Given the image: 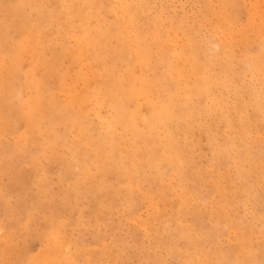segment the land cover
Here are the masks:
<instances>
[{
	"label": "rangeland",
	"instance_id": "1",
	"mask_svg": "<svg viewBox=\"0 0 264 264\" xmlns=\"http://www.w3.org/2000/svg\"><path fill=\"white\" fill-rule=\"evenodd\" d=\"M24 1L0 0V264H264V0H140V3L139 0H134L137 6L135 2L126 0L123 2L125 8L120 7L116 0ZM56 1H59L58 5ZM62 1H65L64 6ZM82 2L84 5L81 7L79 4ZM114 5L117 7H113ZM117 8L122 10L116 11ZM131 11L136 21L135 23L133 19L134 27L148 35L157 28L159 33L161 30L162 35H158L160 38L164 36L161 41L169 51L167 54V48H164L156 56L152 55L147 62L144 60L149 66L147 77L157 80L160 85L153 101L164 103L172 90L167 72L169 70L166 69L169 63L171 66L179 64L180 77L191 86L193 75L192 70L191 74L189 70L192 69V62L198 70V62L201 60L199 63L203 66H199L200 73L203 76L207 74V79L212 78L209 82L204 77L206 93H200L189 101V108L192 109L188 108L191 123L186 124L173 117L167 126L169 137L165 135L162 126L150 129L142 123L141 118L148 113L146 103L139 106L141 116L137 123L140 134L134 136L123 131L115 122L112 123L122 119L123 114L112 111L114 108L109 95L104 97L101 90L98 101L93 96L95 75L102 77L103 67L109 68L115 64V40L111 36L116 33L118 23L128 21L126 17ZM83 14H87V18ZM229 16L233 18H228ZM259 16L261 18L257 19ZM65 22L68 24L64 25ZM170 25L177 27V30L172 29L177 35L169 31ZM60 26L62 30L59 29ZM84 27H91L97 33L109 36L108 40L112 45L109 44L104 51L103 62L95 60L89 49L81 51L76 39L81 37ZM70 32L73 34L69 35ZM152 37L154 36L147 40L149 45ZM224 45L226 50L223 49ZM11 50L13 51L10 52ZM126 52L128 51L124 52L120 63L122 66L117 65L113 72L114 78L118 75L123 77L125 69H130L131 73L134 71L135 75L142 72L141 63H138L140 66L135 64L133 53ZM57 54L60 56L57 57ZM260 54L262 57L257 56ZM164 60H169L168 64ZM196 62L198 65H195ZM255 62H259L260 72H253ZM90 70L95 74L93 77ZM121 71L122 74L119 73ZM179 100L181 110H185L183 100ZM96 102L99 103L98 106L95 105ZM126 106L128 110H132L133 105ZM71 115L78 118H73L74 125L69 129L64 120ZM111 124V128L116 126L114 132L107 130ZM244 129L246 132L243 134ZM111 135L112 159L104 154L101 156L95 149L104 145ZM48 142H51V153L41 154L39 148ZM180 149L184 153L181 151L180 154ZM133 151L137 157L130 161ZM172 151H175V156ZM95 153H98L96 158ZM151 158L152 164L149 163ZM120 165L131 169L125 170ZM9 255L13 257L11 260Z\"/></svg>",
	"mask_w": 264,
	"mask_h": 264
},
{
	"label": "bare ground",
	"instance_id": "2",
	"mask_svg": "<svg viewBox=\"0 0 264 264\" xmlns=\"http://www.w3.org/2000/svg\"><path fill=\"white\" fill-rule=\"evenodd\" d=\"M18 1V0H17ZM24 1V0H23ZM29 1V0H28ZM44 1V0H43ZM53 1V0H52ZM55 1V0H54ZM53 1V2H54ZM65 1H68V0H65ZM65 1H62V4H63V6L65 5L64 4V2ZM70 1V0H69ZM68 1V2H69ZM81 1H83V0H81ZM80 1V2H81ZM124 1H126V0H116V3L120 6V7H122V8H125L124 7ZM129 2H135L134 0H128ZM137 1V0H136ZM21 2V1H20ZM24 2H27V1H24ZM59 3V1H56V4L58 5V3ZM114 2V1H113ZM259 2V1H258ZM15 3V2H14ZM22 3V2H21ZM29 3V2H28ZM83 3V4H82ZM82 3H80L79 5L82 7L83 5H84V2H82ZM139 3H140V0H139ZM142 3V2H141ZM261 3V2H260ZM30 4H32V3H30ZM44 4V3H43ZM54 4V3H53ZM55 4V5H56ZM73 4V3H72ZM82 4V5H81ZM116 4V5H117ZM127 4V3H126ZM125 4V6H126V8H127V6H128V4L126 5ZM13 5V7H15L14 6V4H12ZM25 5H26V3H25ZM60 5V4H59ZM77 5V4H76ZM79 5H78V7H79ZM86 5V4H85ZM116 5H114L113 7H115ZM255 5V4H254ZM257 5V4H256ZM255 5V6H256ZM262 5H264V4H262ZM67 6V5H66ZM73 6H74V4H73ZM132 6H133V3H132ZM132 6H131V8H132ZM135 6H137V4H136V2H135ZM140 6V5H139ZM221 6H223L222 4H221ZM259 6V5H258ZM11 7L12 6H10V9H11ZM76 7V6H75ZM117 7V6H116ZM251 7H253V6H251ZM262 7V6H261ZM36 8V7H35ZM39 8V7H38ZM69 8V7H68ZM77 8V7H76ZM86 8H88V6H86ZM94 8V7H93ZM122 8H120L121 10H122ZM209 8V7H208ZM255 8V7H254ZM260 8V7H259ZM9 9V8H8ZM13 9V8H12ZM37 9V8H36ZM67 9V8H66ZM70 9V8H69ZM68 9V10H69ZM73 9H74V7H73ZM78 9V8H77ZM76 9V10H77ZM120 9H116V11L117 10H120ZM130 9V8H129ZM133 9V8H132ZM142 9V8H141ZM226 9V8H225ZM256 9V8H255ZM261 9V8H260ZM57 10H59V8L57 9ZM61 10V9H60ZM72 10V9H71ZM82 10V9H81ZM120 10V11H121ZM161 10V9H160ZM211 10V9H210ZM215 10H217V9H215ZM221 10V9H220ZM73 11V10H72ZM78 11V13H79V11L80 10H77ZM76 11V12H77ZM84 11V10H83ZM82 11V12H83ZM86 11V10H85ZM128 11V10H127ZM133 11V10H132ZM132 11L130 12L131 14L130 15H128V17H126L127 19H128V21L127 22H125V20L124 21H122V22H120V23H118V26H117V31H116V33L114 34H112V36H111V38L113 39V40H115V42L113 41V43H115V50H116V52H115V64H111L110 63V65H112L111 67H109V68H106V67H103V75H102V77L101 76H98V75H95L94 74V72H92L93 70H94V68H93V70H90L91 72H90V74L92 75V77L95 75V77H96V83H94L95 84V87L92 85L93 84V82H92V86L95 88L94 89V92H93V96L97 99V101H98V97H99V95L101 94V90H102V94H103V96L105 97L106 95H109V97H110V99H109V101H110V103H111V105H112V107L114 108L112 111H116L117 113L119 112V113H122L123 114V118L122 119H119V120H115V121H112V123L113 122H115V124H117L118 126H120L121 127V129L123 130V131H127L128 133H132L134 136H136V135H139L140 134V128H139V125H138V120H139V118H140V116L141 115H139V106L143 103H146L147 104V106H148V113L144 116V117H142L141 118V121H142V123L145 125V126H147V127H149L150 129H156V128H158V127H163L164 128V130H165V135L167 136V137H169V130H167V126L170 124V122H171V120H172V118L173 117H175V119H177L178 121H183V123H186V124H188L189 122H190V120H191V118H190V111H188V108H189V101L192 99V97H194L195 98V96H198L200 93H206V89H207V85H206V81L205 80H209V82H210V80L212 79H207V77H205V76H203V73H200V71H201V69L199 70V66H201L200 65V63L198 62V64H197V62H196V64L195 65H198L197 67H198V70H197V68H196V66H194V65H192L193 64V62H192V60H191V62H192V64H190L191 65V67H192V69H190L189 70V72L192 70V75H193V78L191 77V80H192V86L190 85V84H188V83H184V80L180 77V67H179V64H177V65H173V66H171V64L169 63H167V61L169 62V60H164V61H166V63L168 64V67H167V64H166V66H165V68L167 69V70H169V71H167L168 73H169V78H170V80H171V88H172V90L169 92V95H168V98L166 99V101L164 102V103H161V101H159V100H157V101H153V98H154V96H155V94L157 93V91H158V88L160 87V85H159V83L157 82V80H154V79H149L148 77H147V75H146V72H148L147 70L149 69V66H147L146 65V62L150 59V57L153 55L154 56V54H155V56H156V54L157 53H159V51L161 52L162 50H164V48L165 47H163V45L165 46V44H162V41H161V39L164 37H162V38H160V36L158 35V31H159V29L157 28V27H155V28H157L156 30H154V32L151 34V35H148V34H146V32L144 33V31H138L134 26H135V24L133 23L134 21H135V19L133 18V14L134 13H132ZM226 11V10H225ZM262 11H264V10H262ZM14 12V11H13ZM45 12H47V11H45ZM59 12V11H58ZM65 12V11H64ZM69 12V11H68ZM71 12V11H70ZM75 12V13H76ZM102 12V11H101ZM123 12V11H122ZM60 13L61 12H59V15H60ZM63 13V12H62ZM67 13V12H66ZM78 13H76V14H78ZM80 13H81V11H80ZM95 13V12H94ZM117 13V12H116ZM119 13V12H118ZM117 13V14H118ZM125 13V12H124ZM137 13H139V12H137ZM207 13V12H206ZM210 13H211V11H210ZM222 13H223V11H222ZM225 13V12H224ZM228 13V12H227ZM262 13V12H261ZM72 14H73V12H72ZM71 14V15H72ZM75 14V15H76ZM117 14H115L116 16H117ZM122 14V13H121ZM129 14V13H128ZM140 14V13H139ZM257 14H258V11H257ZM66 15V14H65ZM79 15V14H78ZM84 15V18H87V14H83ZM90 15V14H89ZM119 15V14H118ZM123 15V14H122ZM137 15V14H136ZM158 15V14H157ZM201 15V14H200ZM214 15H215V13H214ZM259 15V14H258ZM261 15V14H260ZM262 15H264V14H262ZM55 16V15H54ZM61 16V15H60ZM63 16V15H62ZM121 16V15H120ZM219 16V15H218ZM222 16V15H221ZM225 16V15H224ZM1 17V16H0ZM51 17V16H50ZM93 17V16H92ZM122 17V16H121ZM125 17V16H124ZM138 17V16H137ZM144 17V16H143ZM211 17V16H210ZM208 18V19H211V18ZM69 18V17H68ZM84 18L82 19V21L84 20ZM118 18V17H117ZM215 18H216V16H215ZM226 18V17H225ZM228 18H233V17H228ZM261 18V16H259V18H257V19H260ZM75 19H76V17H75ZM74 19V20H75ZM77 19H79V17L77 18ZM96 20V18H93V20ZM126 19V20H127ZM133 19H134V21H133ZM176 19V18H175ZM207 19V20H208ZM217 19V18H216ZM222 19V18H221ZM69 20H71V19H69ZM122 20V19H121ZM137 20V19H136ZM158 20H159V17H158ZM181 20V19H180ZM212 20V19H211ZM210 20V21H211ZM215 20V19H214ZM233 20V19H232ZM79 21H80V19H79ZM81 21V22H82ZM90 21V20H89ZM88 21V22H89ZM103 21V20H102ZM101 21V22H102ZM163 21H164V19H163ZM173 21V20H172ZM203 21H205V19L203 20ZM209 21V20H208ZM220 21H222V20H220ZM231 21V20H230ZM254 21V20H253ZM72 22V21H71ZM70 22V23H71ZM118 22V21H117ZM158 22V21H157ZM176 22H178V21H176ZM214 22V21H213ZM229 22V21H228ZM232 22V21H231ZM234 22V21H233ZM251 22V21H250ZM261 22V21H260ZM46 23V22H45ZM86 23V22H85ZM115 23V22H114ZM113 23V24H114ZM135 23H136V21H135ZM210 23V22H209ZM226 23V22H225ZM66 24H68V22H65L64 23V25H66ZM76 24V23H75ZM88 24V23H87ZM97 24V23H96ZM96 24H94V25H96ZM112 24V23H111ZM158 24V23H157ZM220 24H222V23H220ZM248 24V23H247ZM259 24V23H258ZM85 25V24H84ZM83 25V26H84ZM116 25V24H115ZM163 25V24H162ZM171 25H173V24H171ZM170 25V26H171ZM211 25V24H210ZM217 25V24H216ZM227 25V24H226ZM251 25V24H250ZM262 25H264V24H262ZM62 26V25H61ZM61 26H60V30H62L61 29ZM82 26V25H81ZM159 26V25H158ZM164 26V25H163ZM174 26H176V24L174 25ZM221 26V25H220ZM228 26V25H227ZM231 26V25H230ZM252 26V25H251ZM257 26V25H256ZM32 27V26H31ZM67 27H69L68 25H67ZM67 27H64V28H66L67 29V31H68V28ZM232 27V26H231ZM250 27V26H249ZM248 27V28H249ZM63 28V27H62ZM85 28V27H84ZM114 27H112V29H113ZM175 30H177L175 27H172L171 26V30H169V31H172V32H174V34H176L175 33V31H173L174 29ZM181 28V27H180ZM179 28V29H180ZM221 28H222V26H221ZM230 28V27H229ZM245 28V27H244ZM259 28V27H258ZM257 28V29H258ZM260 28H262V27H260ZM58 29V30H59ZM80 29H82V28H80ZM98 29V28H97ZM96 29V30H97ZM108 29L110 30V26L108 27ZM111 29V30H112ZM164 29H166V26H165V28ZM170 29V28H169ZM173 29V30H172ZM186 29V28H185ZM251 29V28H250ZM25 30V29H24ZM114 30H116V28L114 29ZM139 30H140V28H139ZM184 30V29H183ZM229 30H231V29H229ZM256 30V29H255ZM65 31V30H64ZM232 31V30H231ZM236 31V30H235ZM258 31V30H257ZM256 31V32H257ZM35 32H37L36 30H35ZM72 32V31H71ZM70 32V34L69 35H71V34H73V33H71ZM80 32V31H79ZM98 31H95L94 29H92L91 27H86L85 29H83L82 30V32H81V37L79 38V39H76L77 40V42L79 43V46H80V48H81V51H84V50H90L91 51V55H92V57L95 59V60H98V61H100L101 62V60H102V62L104 61L103 60V54L104 53H106V52H104L106 49H107V47H108V45L109 44H111V42L108 40L109 39V36H107V35H105L104 33L103 34H99V33H97ZM100 32V31H99ZM111 32V31H110ZM151 32V31H150ZM172 32L170 33V34H172ZM178 32V31H177ZM217 32V31H216ZM26 33H27V31H26ZM48 33V32H47ZM162 32H161V30H160V35H162L161 34ZM169 33V32H168ZM180 33V32H179ZM251 33H253V32H251ZM250 33V34H251ZM262 33H264V32H262ZM61 34H63V33H61ZM109 34V33H108ZM233 34V33H232ZM232 34H230V35H232ZM235 34V33H234ZM233 34V35H234ZM258 34H260V33H258ZM43 35V34H42ZM50 35H52V34H50ZM63 35H65V34H63ZM62 35V36H63ZM76 35V34H75ZM78 35V34H77ZM169 35V34H168ZM167 35V36H168ZM173 35V34H172ZM177 35V34H176ZM176 35H174L175 37H176ZM228 35V34H227ZM232 35V36H233ZM244 35V34H243ZM8 36V35H7ZM27 36H28V34H27ZM34 36V35H33ZM44 36L45 35H43L42 37L44 38ZM49 36V35H48ZM79 36V35H78ZM151 36H154V37H152V39H151V45H149L148 43H147V40H148V38L149 37H151ZM174 36L172 37V39L174 38ZM185 35H183V38H185L184 37ZM253 36V35H252ZM254 36H255V34H254ZM22 36H20V38H21ZM30 37H31V35H30ZM29 37V38H30ZM39 37H41V36H39ZM38 37V38H39ZM41 37V38H42ZM56 37V36H55ZM69 37V36H68ZM73 37V36H72ZM179 37V36H178ZM26 38V37H25ZM35 38V37H34ZM36 38H37V36H36ZM165 38H166V36H165ZM187 38V37H186ZM242 38H243V36H242ZM246 38V37H245ZM261 38V37H260ZM40 39V38H39ZM48 39V38H47ZM63 39H64V37H63ZM187 39H189V38H187ZM191 39V38H190ZM247 39V38H246ZM245 39V40H246ZM249 39H251V38H249ZM19 40V39H18ZM32 40V39H31ZM44 40H46L45 38H44ZM165 40V39H164ZM168 40V39H167ZM174 40V39H173ZM179 40V39H178ZM184 40V39H183ZM235 40V39H234ZM254 40V39H253ZM17 41V40H16ZM38 41V40H37ZM40 41V40H39ZM43 41V40H42ZM74 41H75V38H74ZM166 41V40H165ZM169 41H170V39H169ZM186 41V40H185ZM188 41V40H187ZM231 41V40H230ZM233 41V40H232ZM231 41V42H232ZM236 41H237V39H236ZM250 41V40H249ZM248 41V42H249ZM262 41H264V40H262ZM22 42V41H21ZM31 41H29V43H30ZM35 42V41H34ZM44 42V41H43ZM108 42H110V43H108ZM180 42H182V40H180ZM230 42V43H231ZM256 42V41H255ZM258 42V41H257ZM14 43V42H13ZM27 43V42H26ZM36 43V42H35ZM69 43V42H68ZM108 43V44H107ZM164 43V42H163ZM165 43H167V42H165ZM171 43V42H170ZM233 43V42H232ZM246 43V42H245ZM252 43V42H251ZM39 44V43H38ZM49 44V43H48ZM175 44V43H174ZM182 44H183V42H182ZM185 44V43H184ZM192 44V43H191ZM226 44H228V43H226ZM260 44H261V42H260ZM18 45V44H17ZM16 45V46H17ZM21 45V44H20ZM26 45V44H25ZM24 45V46H25ZM67 45V44H66ZM112 45V44H111ZM232 45V44H231ZM12 46H13V44H12ZM31 46V45H30ZM169 46H170V44H169ZM176 46V45H175ZM174 46V47H175ZM182 46V45H181ZM187 46V45H186ZM194 46V45H193ZM17 47H19V46H17ZM36 46L34 45V47L33 48H35ZM172 48H173V44H172V46H171ZM177 47V46H176ZM185 47V46H184ZM224 47H225V45H224ZM223 47V49L224 50H226L227 49V47H225L224 48ZM246 46H244V48H245ZM248 47V46H247ZM13 48V47H12ZM15 48V47H14ZM27 48H29V46L27 47ZM32 48V49H33ZM166 48H167V51H168V47H167V45H166ZM165 48V49H166ZM170 48V47H169ZM171 48V49H172ZM178 48H180V47H178ZM185 48H187V47H185ZM189 48V47H188ZM18 50H19V48H17ZM16 49V52L18 51ZM32 49H30V50H32ZM109 49H110V47H109ZM182 49V48H181ZM180 49V50H181ZM196 49V48H195ZM229 49H231L232 50V48H229ZM51 50V49H50ZM54 50V49H53ZM75 50V49H74ZM176 50V49H175ZM174 50V51H175ZM188 50V49H187ZM260 50V49H259ZM13 50H11L10 52H12ZM32 51H35V50H32ZM38 51V50H37ZM39 51H40V49H39ZM80 51V52H81ZM111 51H114L112 48H111ZM125 51H128V52H126L127 54L131 51L132 53H133V56H134V59H135V64L137 63H141V73H140V71L139 72H137V73H140L139 75L137 74V75H135L134 74V71H133V73H131V71H130V69H125V72H124V75H123V77H120L118 74V77H116L115 76V78L113 77V72H114V70L118 67L117 65H121L120 63L122 62V58H123V54H124V52ZM184 51V50H183ZM182 51V52H183ZM195 51V50H194ZM9 52V51H8ZM20 52V51H19ZM73 52V51H72ZM72 52H71V54H72ZM77 52V51H76ZM187 52V51H186ZM190 52V51H189ZM188 52V53H189ZM225 52V51H224ZM227 52V51H226ZM249 52V51H248ZM257 52V51H256ZM255 52V53H256ZM28 53V52H27ZM26 53V54H27ZM41 53V52H40ZM75 53V52H74ZM109 53V52H108ZM192 53V52H191ZM191 53L189 54L190 56H191ZM198 53V52H197ZM230 53V52H229ZM2 54V53H1ZM0 54V55H1ZM9 54V53H8ZM13 54V53H12ZM76 54V53H75ZM78 54H80V53H78ZM82 54H83V52H82ZM163 54V53H162ZM162 54H160V55H162ZM167 54H169V51H168V53ZM171 54L172 53H170V56H171ZM176 54H178V53H176ZM181 54V53H180ZM187 54V53H186ZM225 54V53H224ZM252 54V53H251ZM259 54V53H258ZM17 55V54H16ZM88 55V54H87ZM126 55V54H125ZM164 55H165V53H164ZM188 55V54H187ZM200 55V54H199ZM226 55V54H225ZM233 55V54H232ZM246 55H248V53L246 54ZM262 54H260V55H257V56H261ZM12 56V55H11ZM14 56V55H13ZM58 56H60V55H58L57 54V57ZM62 56H63V54H62ZM62 56L60 57V58H62ZM108 56V55H107ZM168 56V55H167ZM169 56V57H170ZM179 56V55H178ZM194 56V55H193ZM224 56V55H223ZM20 57V56H19ZM72 57V56H71ZM70 56H69V58H71ZM82 57H83V55H82ZM84 57H85V54H84ZM88 57V56H87ZM127 57V56H126ZM128 57H130L129 55H128ZM128 57H127V59H128ZM159 56H157V58H158ZM165 57V56H164ZM173 57V56H172ZM177 59L180 57H177V56H175ZM189 57V56H188ZM187 57V58H188ZM199 57V56H198ZM201 57V56H200ZM227 57V56H226ZM243 57H244V55H243ZM246 57V56H245ZM262 57V56H261ZM6 58H7V56H6ZM5 58V59H6ZM11 58V57H10ZM39 58V57H38ZM38 58H35V59H37V61L38 60H40V59H38ZM159 58H161V57H159ZM171 58V57H170ZM170 58H168V59H170ZM176 58H174V59H176ZM195 56H194V60H195ZM247 58V57H246ZM260 58V57H259ZM32 59V58H31ZM44 59V58H43ZM46 59V58H45ZM52 59V58H51ZM75 59H77L76 57H75ZM80 60L82 59V58H79ZM131 59V57L129 58V60ZM177 59H176V61H177ZM193 59V58H192ZM225 59V58H224ZM231 59V58H230ZM256 59H258V58H256ZM7 60H8V58H7ZM11 60V59H10ZM74 60V59H73ZM94 60V61H95ZM109 60H110V58H109ZM126 60V59H125ZM144 60H146V62L144 61ZM171 60V59H170ZM187 60V59H186ZM244 60V59H243ZM252 60H254V59H252ZM262 60V59H261ZM34 61V60H33ZM51 61V60H50ZM59 61H62V60H60L59 59ZM83 61H84V59H83ZM82 61V62H83ZM128 61V60H127ZM179 61H181V59L179 60ZM196 61H198V60H196ZM230 61H232V60H230ZM234 61V60H233ZM245 61V60H244ZM257 61V60H256ZM42 62V61H41ZM43 62H45V61H43ZM52 62V61H51ZM72 62V61H71ZM70 62V63H71ZM82 62H81V64H82ZM105 62H107V60L105 61ZM145 62V63H144ZM174 62V61H173ZM182 62V61H181ZM195 62V61H194ZM207 62V61H206ZM254 62V61H253ZM252 62V63H253ZM262 62H264V61H262ZM13 63H14V61H13ZM40 63V62H39ZM49 63V62H48ZM62 63V62H61ZM60 63V64H61ZM75 63H76V61H75ZM84 63H86L85 61H84ZM88 63V62H87ZM91 63V62H90ZM92 63H93V61H92ZM91 63V64H92ZM96 63V62H95ZM98 63V62H97ZM161 63V62H160ZM159 63V64H160ZM175 64H176V62H174ZM174 63H172V64H174ZM177 63H178V61H177ZM186 63V62H185ZM189 63H190V61H189ZM204 63V62H203ZM252 63H251V65H252ZM258 63L259 62H255L254 64H253V72H257V71H259L260 72V70H259V68H258ZM53 64V63H52ZM56 64V63H55ZM58 64H59V62H58ZM57 64V65H58ZM94 64V63H93ZM92 64V65H93ZM125 66H126V64L125 63H123ZM130 64V63H129ZM138 64V65H139ZM152 64V63H151ZM205 64V63H204ZM230 64H232V63H230ZM14 65V64H13ZM42 65V64H41ZM56 65V67H58ZM63 65H64V63H63ZM72 65V64H71ZM78 65V64H77ZM88 65V64H87ZM86 65V66H87ZM101 65V64H100ZM149 65V64H148ZM152 65H154V64H152ZM181 65H182V63H181ZM206 65V64H205ZM261 65V64H260ZM40 66V65H39ZM48 66L50 67V65L48 64ZM90 66V65H89ZM122 66V65H121ZM120 66V67H121ZM137 66V65H136ZM140 66V65H139ZM156 66V65H155ZM159 66V65H158ZM185 66V65H184ZM202 66H203V64H202ZM201 66V67H202ZM223 66V65H222ZM239 66V65H238ZM250 66V65H249ZM262 66H264V65H262ZM261 66V67H262ZM63 67H65V66H63ZM88 67V66H87ZM93 67V66H92ZM91 67V68H92ZM96 67V66H95ZM99 67L100 66H98V70H100L99 69ZM119 67V68H120ZM127 67V66H126ZM135 67V66H134ZM181 67H183V66H181ZM190 67V66H189ZM188 67V68H189ZM200 67V68H201ZM206 67V66H205ZM221 67V66H220ZM245 67V66H244ZM261 67H260V69H261ZM40 68H42V67H40ZM48 68V67H47ZM46 68V69H47ZM77 68V67H76ZM122 68H124V66L122 67ZM136 68V67H135ZM150 68H152L151 66H150ZM185 68V67H184ZM204 68V67H203ZM210 68V67H209ZM14 69H16L17 70V68H14ZM52 69V68H51ZM73 69H75L74 67H73ZM83 69V68H82ZM137 69H139V67L137 68ZM155 69V68H154ZM159 69V68H158ZM157 69V70H158ZM163 69V68H162ZM165 69V70H166ZM262 69H264V68H262ZM50 70V69H49ZM48 70V71H49ZM54 70H55V67H54ZM77 70V69H76ZM135 70V69H134ZM184 69H182V71H183ZM203 71H204V69H202ZM2 71V70H1ZM15 71V70H14ZM19 71V70H18ZM52 71H53V69H52ZM89 71V70H88ZM163 71H164V69H163ZM209 71V70H208ZM228 71V70H227ZM262 71H264V70H262ZM261 71V72H262ZM5 72V71H4ZM8 72V71H7ZM61 72V71H60ZM72 72H73V70H72ZM83 72V71H82ZM96 72H97V70H96ZM116 72V71H115ZM118 72V71H117ZM183 72H185V70L183 71ZM188 72V73H189ZM205 73H206V71H204ZM74 73H76L75 71H74ZM119 73H123L122 71L121 72H119ZM160 73V72H159ZM204 73V74H205ZM14 74V73H13ZM94 74V75H93ZM98 74V73H97ZM190 74H191V72H190ZM261 74V73H260ZM262 74H264V72H262ZM54 75V74H53ZM88 75V74H87ZM159 75V74H158ZM210 75H211V73H210ZM209 75V76H210ZM52 76V75H51ZM161 76V75H160ZM166 76V75H165ZM185 76V75H184ZM188 76H190V75H188ZM214 76V75H213ZM39 77V76H38ZM90 77V76H89ZM186 77V76H185ZM204 77H205V80H204ZM238 77V76H237ZM4 78V77H3ZM49 78V77H48ZM168 78V77H167ZM227 78V77H226ZM78 79V78H77ZM157 79V78H156ZM185 79V78H184ZM223 79V78H222ZM262 79H264V78H262ZM66 80V79H65ZM82 80V79H81ZM89 80H90V78H89ZM225 81H226V79H224ZM249 80V79H248ZM260 80H261V78H260ZM46 81V80H45ZM92 81V80H91ZM189 80H187V82H188ZM47 82H48V80H47ZM219 82V81H218ZM222 82H224V81H222ZM242 82V81H241ZM257 82V81H256ZM260 82V81H259ZM262 82V81H261ZM212 83V82H211ZM173 84V85H172ZM190 85V87L188 86V85ZM242 84V83H241ZM262 84V83H261ZM30 85V84H29ZM90 85V87L92 88V86ZM214 85V84H213ZM226 85V84H225ZM25 86H26V83H25ZM33 86V85H32ZM220 86V85H219ZM41 87V86H40ZM85 87L87 88L88 86L87 85H85ZM89 87V88H90ZM257 87V86H256ZM30 88V87H29ZM165 88V87H164ZM170 88V87H169ZM245 88V87H244ZM32 89V88H31ZM63 89V88H62ZM216 89V88H215ZM221 89V88H220ZM226 89V88H225ZM249 89L250 88H248V91H249ZM45 90V89H44ZM210 90H212V89H210ZM253 90H254V87H253ZM48 91V90H47ZM69 91V90H68ZM81 91V90H80ZM82 91H83V89H82ZM85 92H86V90H84ZM163 91V90H162ZM166 91H167V88H166ZM213 91V90H212ZM244 91V90H243ZM256 91V90H255ZM42 92V91H41ZM89 92V91H88ZM215 92V91H214ZM225 92V91H224ZM44 93H45V95H46V92L44 91ZM90 93H92L91 91H90ZM233 93H234V91H233ZM254 93V92H253ZM260 93V92H259ZM262 93V92H261ZM29 94V93H28ZM223 94V93H222ZM256 94V93H255ZM262 94H264V93H262ZM55 95V94H54ZM76 95V94H75ZM250 95H251V93H250ZM47 96H48V94H47ZM64 96V95H63ZM77 96V95H76ZM92 96V95H91ZM203 96V95H202ZM208 96V95H207ZM226 96H228V95H226ZM248 96V95H247ZM32 97H34V96H32ZM31 97V98H32ZM40 97V96H39ZM65 97V96H64ZM78 97V96H77ZM107 97V96H106ZM164 97V96H163ZM162 97V98H163ZM206 97V96H205ZM218 97V96H217ZM221 97V96H220ZM69 98H71V95H70V97ZM72 98H73V96H72ZM76 98V97H75ZM182 99L183 100V105L185 106L184 107V109L185 110H181V107H182V105H181V103H180V100L179 99ZM201 98H203V97H201ZM222 98V97H221ZM251 98V97H250ZM249 98V99H250ZM77 99V98H76ZM75 99V100H76ZM225 99V98H224ZM227 99V98H226ZM242 99V98H241ZM30 100V99H29ZM54 100V99H53ZM52 100V101H53ZM71 100H73L74 101V99H71ZM77 100H79V99H77ZM83 100V99H82ZM81 100V102H85V101H82ZM100 100V99H99ZM104 100V99H103ZM105 100H107V99H105ZM104 100V101H105ZM200 100V99H199ZM198 100V101H199ZM235 100H236V98H235ZM262 100H264V98H262ZM34 101V100H33ZM194 101V103H196L195 102V100H193ZM204 101V100H203ZM216 101V100H215ZM23 102V101H22ZM30 103H31V101H29ZM37 102V101H36ZM227 102V101H226ZM244 102V101H243ZM242 102V103H243ZM42 103V102H41ZM75 103V102H74ZM78 103H80V101L78 102ZM87 103V102H86ZM102 103H103V101H102ZM200 103H202V101L201 102H199V104ZM261 103V102H260ZM33 104H34V102H33ZM47 104V103H46ZM98 102H96L95 103V105L96 106H98ZM129 104H131V105H133V107H132V110H128V106H126V105H129ZM229 104V103H228ZM75 105V104H74ZM85 105V104H84ZM188 105V106H187ZM191 105H192V103H191ZM216 105V104H215ZM262 105H264V103H262ZM19 106V105H18ZM76 106V105H75ZM88 106V105H87ZM91 106H92V104H91ZM142 106V105H141ZM193 106H194V104H193ZM222 106V105H221ZM257 106V105H256ZM43 107V106H42ZM46 107V106H45ZM89 107V106H88ZM241 107V106H240ZM19 108V107H18ZM77 108V107H76ZM86 108V107H85ZM95 108V107H94ZM98 108V107H97ZM193 108H195V107H193ZM51 109V108H50ZM93 109V108H92ZM96 109V108H95ZM179 109H180V111H179ZM190 109V108H189ZM213 109V108H212ZM222 109V108H221ZM234 109V108H233ZM232 109V110H233ZM240 109H242V108H240ZM244 109V108H243ZM75 110V109H74ZM73 110V111H74ZM191 111H192V109H190ZM196 110V109H195ZM29 111V110H28ZM50 111V110H49ZM78 110H76V112H77ZM85 111V110H84ZM83 111V112H84ZM93 111H94V109H93ZM146 111V110H145ZM198 111H199V108H198ZM225 111V110H224ZM231 111V110H230ZM239 111V110H238ZM193 112H194V109H193ZM195 112H197V110L195 111ZM200 112V111H199ZM201 112H202V110H201ZM253 112V111H252ZM89 113V112H88ZM192 113V112H191ZM223 113V112H222ZM254 113V112H253ZM258 113V112H257ZM51 114V113H50ZM102 114V113H101ZM194 115H195V113H193ZM47 115V114H46ZM105 115V114H104ZM121 115V114H120ZM254 115V114H253ZM258 115H260V114H258ZM107 116V115H106ZM234 116V115H233ZM78 118L77 116H73V115H71V116H69V117H67L65 120H64V124L66 125V127H72L73 125H74V119L73 118ZM196 117V116H195ZM262 117H264V116H262ZM1 118V117H0ZM97 118H99V117H97ZM217 118V117H216ZM253 118V117H252ZM88 119V118H87ZM102 119H104V118H102ZM203 119V118H202ZM232 119V118H231ZM253 119H255V117L253 118ZM89 120V119H88ZM110 120V119H109ZM233 120H235V119H233ZM248 120V119H247ZM250 120H251V117H250ZM102 120H100V122H101ZM105 121V120H104ZM237 121V120H236ZM253 121V120H252ZM103 122V121H102ZM101 122V123H102ZM110 122V121H109ZM251 122V121H250ZM262 122H264V121H262ZM261 122V123H262ZM178 123V122H177ZM191 123V122H190ZM225 123V122H224ZM106 124V123H105ZM141 124V123H140ZM247 124V123H246ZM191 125V124H190ZM110 126H112V124L111 125H109L108 126V129L107 130H110V131H112L113 130V132H114V129L116 128V126H115V128L113 127V128H111ZM245 126V125H244ZM255 126V125H254ZM262 126V125H261ZM172 127V126H171ZM231 127V126H230ZM262 127H264V126H262ZM69 128V129H70ZM83 128V127H82ZM175 129H176V127H174ZM180 128V127H179ZM222 128H223V126H222ZM258 128H259V126H258ZM181 129V128H180ZM250 129V128H249ZM50 130L51 131H53L52 130V128H50ZM177 130V129H176ZM252 130V129H251ZM250 130V131H251ZM259 130V129H258ZM151 131V130H150ZM178 131V130H177ZM235 131V130H234ZM244 131H245V129L243 130V134H244ZM4 132V131H3ZM96 132V131H95ZM173 132H174V130H173ZM214 132H216L215 130H214ZM246 132V131H245ZM6 133V132H5ZM78 133V132H77ZM187 133V132H186ZM221 133V132H220ZM231 133V132H230ZM79 134H81V133H79ZM214 134V133H213ZM1 135V134H0ZM5 135V134H4ZM7 135V134H6ZM69 135H70V133H69ZM84 135V134H83ZM82 134H81V136H83ZM196 135V134H195ZM57 136V135H56ZM87 136V135H86ZM220 136V135H219ZM236 136V135H235ZM242 136H244V135H242ZM12 137V136H11ZM93 137V136H92ZM68 138V137H67ZM109 138L110 139H107V142L104 144V145H99V148H95L99 153H100V155L101 156H103V154L104 155H106V157L108 158H110L111 157V159L112 158H114L113 157V155H112V151H111V148H112V144H113V135H111V136H109ZM241 138V137H240ZM13 139V138H12ZM75 139V138H74ZM100 139V138H99ZM220 139V138H219ZM75 140H77V139H75ZM115 140V139H114ZM178 140V139H177ZM242 140V139H241ZM20 141V140H19ZM136 141V140H135ZM205 141V140H204ZM223 141V140H222ZM244 141V140H243ZM6 142V141H5ZM155 142V141H154ZM9 143V142H8ZM85 143H87V141H86V139H85ZM135 143V142H134ZM200 143V142H199ZM50 144H51V142H48V143H46V145H44V146H42V147H40L39 148V151H40V153L41 154H44V155H47L48 153L47 152H49V154L51 153L50 152ZM84 144V143H83ZM148 144V143H147ZM85 145V144H84ZM149 145V144H148ZM153 145V144H152ZM186 145V144H185ZM251 145V144H250ZM18 146V145H17ZM20 146V145H19ZM80 146H82V145H80ZM174 146V145H173ZM177 146V145H176ZM182 146V145H181ZM189 146V145H188ZM210 146V145H209ZM86 147V146H85ZM88 147V146H87ZM175 147V146H174ZM224 147V146H223ZM251 147V146H250ZM22 148V147H21ZM91 148V147H90ZM185 148V147H184ZM92 149V148H91ZM238 149V148H237ZM240 149V148H239ZM54 150V149H53ZM242 150H244V149H242ZM63 151V150H62ZM86 151H87V149H86ZM177 152H178V149L176 150ZM182 149H180V154H182ZM246 151V150H245ZM67 152V151H66ZM155 152H156V150H155ZM102 153V154H101ZM157 153V152H156ZM162 153V152H161ZM172 153H173V155L175 156L176 155V153H175V151H172ZM171 153V154H172ZM184 153V152H183ZM241 153V152H240ZM250 153V152H249ZM96 154H98V153H95L94 155V157L96 158ZM179 154V153H178ZM177 154V155H178ZM188 154V153H187ZM242 154H243V152H242ZM145 155V154H144ZM172 155V156H173ZM186 155V154H185ZM238 155V154H237ZM115 156H116V154H115ZM167 156V155H166ZM165 156V157H166ZM169 156H170V154H169ZM189 156H190V154H189ZM39 157V156H38ZM63 157V156H62ZM137 157V155H136V153L133 151L131 154H130V161L132 160V159H135ZM138 157H140V156H138ZM60 158V157H59ZM80 158V157H79ZM103 158V157H102ZM127 158V157H126ZM153 158V157H152ZM152 158L150 159V164H152ZM166 158H168V157H166ZM171 158H174V157H169V159H171ZM213 158V157H212ZM230 158V157H229ZM156 159V158H155ZM179 159V157L177 158V160ZM222 159V158H221ZM5 160V159H4ZM69 160V159H68ZM73 160V159H72ZM168 160V159H167ZM174 160V159H173ZM172 160V161H173ZM181 160H184V159H181ZM186 160V159H185ZM215 160V159H214ZM241 160H242V158H241ZM253 160V159H252ZM64 161V160H63ZM142 161H144V160H142ZM176 161V160H175ZM240 161V160H239ZM238 161V162H239ZM100 162V161H99ZM109 162V161H108ZM134 162V161H133ZM145 162V161H144ZM180 162V161H179ZM117 163V162H116ZM128 163V162H127ZM135 163V162H134ZM175 163H177V162H175ZM55 164V163H54ZM124 164V163H123ZM173 164H174V162H173ZM247 164V163H246ZM250 164V163H249ZM25 165V164H24ZM73 165V164H72ZM75 165V164H74ZM110 165V164H109ZM165 164H163V166H164ZM175 165V164H174ZM174 165H172V166H174ZM180 165H181V163H180ZM253 165V164H252ZM251 165V166H252ZM7 166V165H6ZM29 166V165H28ZM64 166V165H63ZM112 166V165H111ZM121 166V168L123 167L125 170H126V168H128V167H126L125 168V166L124 165H120ZM126 166H129V165H126ZM132 166H133V164H132ZM136 166V165H135ZM162 166V167H163ZM176 166V165H175ZM186 166V165H185ZM0 167H1V165H0ZM4 167V166H3ZM46 167V166H45ZM44 167V168H45ZM151 167V166H150ZM239 167V166H238ZM258 167V166H257ZM252 168V167H251ZM129 170L131 169V167H129L128 168ZM208 169V168H207ZM4 170V169H3ZM133 171H134V169H132ZM154 170V172H155V169H153ZM184 170V169H183ZM46 171V170H45ZM259 171V170H258ZM70 172V171H69ZM121 172V171H120ZM124 172V171H123ZM216 172H218V171H216ZM225 172V171H224ZM11 173H12V171H11ZM21 173V172H20ZM16 174V173H15ZM126 174H127V172H126ZM166 174V173H165ZM164 174V175H165ZM189 174V173H188ZM187 174V175H188ZM13 175V174H12ZM37 175H39V174H37ZM62 175V174H61ZM101 175V174H100ZM99 175V176H100ZM162 176H163V173L161 174ZM224 175V174H223ZM246 175V174H245ZM5 176V175H4ZM8 176H9V174H8ZM14 176V175H13ZM99 176H97V177H99ZM159 176V175H158ZM191 176V175H190ZM10 177V176H9ZM110 177V176H109ZM147 177V176H146ZM178 177V176H177ZM218 177V176H217ZM216 177V178H217ZM3 178V177H2ZM159 178V177H158ZM193 178V177H192ZM243 178V177H242ZM248 178V177H247ZM249 178H250V176H249ZM256 178V177H255ZM1 179V178H0ZM10 179V178H9ZM82 179V178H81ZM122 179V178H121ZM160 179V178H159ZM164 179V178H163ZM209 179H210V177H209ZM246 179V178H245ZM252 179V178H251ZM258 178H256V180H257ZM22 180H24V179H22ZM21 180V181H22ZM41 180V179H40ZM47 180H48V178H47ZM50 180V179H49ZM141 180V179H140ZM173 180V179H172ZM212 180H213V178H212ZM215 180H217V179H215ZM242 180V179H241ZM247 180V179H246ZM9 181H12L11 179L9 180ZM26 181V180H25ZM95 180H93V182H94ZM98 181V180H97ZM177 181V180H176ZM210 181V180H209ZM254 181V180H253ZM63 182H64V180H63ZM80 182V181H79ZM211 182V181H210ZM19 183V182H18ZM83 183V182H82ZM176 183V182H175ZM195 183V182H194ZM209 183V182H208ZM216 183V182H215ZM251 183V182H250ZM254 183V182H253ZM259 183V182H258ZM257 183V184H258ZM3 184V183H2ZM24 184V183H23ZM212 184V183H211ZM217 184V183H216ZM215 184V185H216ZM222 184V183H221ZM241 184V183H240ZM190 185V184H189ZM194 185V184H193ZM196 185V184H195ZM219 185V184H218ZM245 184L243 183V186H244ZM256 185V184H255ZM19 186H21V185H19ZM24 186V185H23ZM76 186V185H75ZM74 186V187H75ZM135 186V185H134ZM142 186V185H141ZM182 186V185H181ZM6 187V186H5ZM44 187V186H43ZM136 187V186H135ZM187 187V186H186ZM215 187V186H214ZM244 187H246V186H244ZM4 188V187H3ZM13 188V187H12ZM29 187H27V189H28ZM216 188V187H215ZM229 188V187H228ZM256 188V187H255ZM18 189V188H17ZM136 189V188H135ZM139 189V188H138ZM150 189V188H149ZM180 189H182V188H180ZM1 190V189H0ZM21 190V189H20ZM67 190V189H66ZM82 190V189H81ZM111 190V189H110ZM120 190V189H119ZM151 190V189H150ZM175 190V189H174ZM183 190V189H182ZM186 190V189H185ZM193 190V189H192ZM2 191V190H1ZM8 191V190H7ZM10 191V190H9ZM15 191H16V189H15ZM18 191V190H17ZM16 191V192H17ZM146 191V190H145ZM212 191V190H211ZM214 191V190H213ZM227 191V190H226ZM248 191V190H247ZM11 192V191H10ZM155 192V191H154ZM158 192V191H157ZM222 192V191H221ZM20 193V192H19ZM84 193V192H83ZM106 193V192H105ZM176 193V192H175ZM213 193V192H212ZM226 193V192H225ZM42 194V193H41ZM149 194V193H148ZM179 194V193H178ZM224 194V193H223ZM150 195V194H149ZM159 195H160V193H159ZM216 195V194H215ZM221 195V194H220ZM230 195V194H229ZM232 195H233V193H232ZM243 195V194H242ZM20 196V195H19ZM42 196V195H41ZM163 196V195H162ZM161 196V197H162ZM222 196V195H221ZM36 197H37V194H36ZM185 197V196H184ZM228 197V196H227ZM18 198V197H17ZM22 198V197H21ZM99 198V197H98ZM112 198V197H111ZM127 198V197H126ZM152 198V197H151ZM225 198V197H224ZM36 199V198H35ZM39 199V198H38ZM46 199V198H45ZM93 199V198H92ZM109 199V198H108ZM121 199V198H120ZM131 199V198H130ZM155 199V198H154ZM163 199V198H162ZM190 199V198H189ZM209 199V198H208ZM216 199V198H215ZM215 199H213V200H215ZM220 199V198H219ZM20 200V199H19ZM42 200H43V198H42ZM157 200V199H156ZM237 200V199H236ZM46 201V200H45ZM64 201V200H63ZM94 201V200H93ZM150 201V200H149ZM220 201H221V199H220ZM229 201V200H228ZM34 202V201H33ZM137 202H138V200H137ZM156 202V201H155ZM162 202V201H161ZM189 202V201H188ZM42 203H43V201H42ZM46 203V202H45ZM100 203V202H99ZM115 203V202H114ZM160 203V202H159ZM221 203V202H220ZM235 203V202H234ZM236 203H237V201H236ZM37 204V203H36ZM36 204L34 205V206H36ZM41 204V203H40ZM94 204V203H93ZM155 204V203H154ZM163 204V203H162ZM167 204V203H166ZM171 204H173V203H171ZM170 204V205H171ZM184 204V203H183ZM213 204V203H212ZM211 204V205H212ZM233 204V203H232ZM16 205H18V204H16ZM97 205V204H96ZM238 205H239V203H238ZM23 206H24V204H23ZM50 206V205H49ZM93 206V205H92ZM137 206V205H136ZM154 206V205H153ZM169 206V205H168ZM33 207V206H32ZM96 207V206H95ZM94 207V208H95ZM139 207V206H138ZM158 207V206H157ZM211 207V206H210ZM19 208V207H18ZM35 207H33V209H34ZM39 208V207H38ZM112 208V207H111ZM154 208H155V206H154ZM169 208V207H168ZM227 208V207H226ZM36 209V208H35ZM34 209V210H35ZM51 209V208H50ZM106 209H108V208H106ZM106 209H104V210H106ZM165 209V208H164ZM167 209V208H166ZM214 209V208H213ZM222 209H223V207H222ZM13 210V209H12ZM24 210V209H23ZM41 210H42V208H41ZM101 210V209H100ZM108 210H110V209H108ZM156 210V209H155ZM176 210V209H175ZM174 210V211H175ZM219 210V209H218ZM226 210V209H225ZM44 211V210H43ZM148 211V210H147ZM153 211V210H152ZM173 211V212H174ZM191 211V210H190ZM193 211V210H192ZM216 211V210H215ZM160 212H161V210H160ZM11 213V212H10ZM147 213H149V212H147ZM178 213V212H177ZM217 213V212H216ZM219 213V212H218ZM224 213V212H223ZM32 214V213H31ZM68 214V213H67ZM79 214V213H78ZM151 214H153V213H151ZM165 214V213H164ZM183 214V213H182ZM220 214V213H219ZM64 215V214H63ZM155 215V214H154ZM224 215V214H223ZM36 216V215H35ZM172 216V215H171ZM62 217V216H61ZM91 217V216H90ZM135 217V216H134ZM169 217V216H168ZM177 217V216H176ZM42 218V217H41ZM86 218V217H85ZM98 218V217H97ZM154 218V217H153ZM160 218H162V217H160ZM198 218V217H197ZM32 219V218H31ZM106 220V219H105ZM180 221V220H179ZM8 222V221H7ZM40 222V221H39ZM186 222V221H185ZM11 223V222H10ZM205 223H208V222H205ZM9 224V223H8ZM28 225V224H27ZM159 225H160V223H159ZM187 225V224H186ZM154 226V225H153ZM157 226V225H156ZM191 226V225H190ZM184 227H182V229H183ZM187 228V227H186ZM190 228H192V227H190ZM4 230V229H3ZM178 231H179V229H178ZM2 233V232H1ZM61 233V232H60ZM192 233V232H191ZM251 234V233H250ZM10 235H12V234H10ZM33 235V234H32ZM7 237V236H6ZM247 237V236H246ZM2 239V238H1ZM7 239V238H6ZM15 239V238H14ZM5 240V239H4ZM3 240V241H4ZM10 240V239H9ZM8 240V241H9ZM192 240V239H191ZM238 240V239H237ZM10 242V241H9ZM241 242V241H240ZM62 243V242H61ZM242 243H243V241H242ZM251 244V243H250ZM2 245V244H1ZM244 245V244H243ZM245 245H246V243H245ZM252 246V245H251ZM14 247V246H13ZM53 248V247H52ZM8 249V248H7ZM13 251V250H12ZM55 251V250H54ZM209 251V250H208ZM226 251V250H225ZM244 251V250H243ZM247 250L245 249V252H246ZM256 251V250H255ZM103 252V251H102ZM235 252V251H234ZM1 253V252H0ZM6 253V252H5ZM9 253H11V250L9 251ZM41 253V252H40ZM42 253H43V251H42ZM44 253H46V252H44ZM210 253V252H209ZM232 253V252H231ZM7 254V253H6ZM248 254H249V252H248ZM1 256V255H0ZM190 256V255H189ZM213 256V255H212ZM220 256V255H219ZM249 256H251V255H249ZM3 257V256H2ZM8 257H10V255L8 256ZM15 257V256H14ZM18 257V256H17ZM203 257V256H202ZM226 257V256H225ZM13 257L11 256L10 257V259L9 260H11ZM207 258V257H206ZM210 258V257H209ZM219 258V257H218ZM7 259V258H6ZM18 259V258H17ZM211 259V258H210ZM239 259V258H238ZM251 259V258H250ZM256 259V258H255ZM14 260V259H13ZM21 260V259H20ZM204 260V259H203ZM216 260V259H215ZM221 260H223V259H221ZM253 260V259H252ZM8 261V260H7ZM188 261V260H187ZM211 261V260H210ZM4 262V261H3ZM5 263H7V262H5ZM49 263V262H48ZM225 263V262H224ZM252 263V262H251ZM10 264V263H9ZM156 264V263H155ZM184 264V263H183ZM199 264V263H198Z\"/></svg>",
	"mask_w": 264,
	"mask_h": 264
}]
</instances>
